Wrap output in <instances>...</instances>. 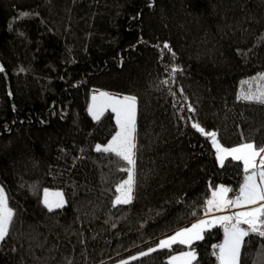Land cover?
I'll list each match as a JSON object with an SVG mask.
<instances>
[{
    "label": "trees",
    "instance_id": "obj_1",
    "mask_svg": "<svg viewBox=\"0 0 264 264\" xmlns=\"http://www.w3.org/2000/svg\"><path fill=\"white\" fill-rule=\"evenodd\" d=\"M0 68V185L14 212L0 264H169L189 246L140 253L245 176L192 123L226 147L264 144V104L237 98L264 71V0H0ZM91 87L136 97L129 204L114 206L130 165L96 151L117 126L110 109L88 113ZM46 187L62 207H45ZM223 235L207 229L193 263L218 264ZM239 264H264V238H245Z\"/></svg>",
    "mask_w": 264,
    "mask_h": 264
},
{
    "label": "snow or ice",
    "instance_id": "obj_2",
    "mask_svg": "<svg viewBox=\"0 0 264 264\" xmlns=\"http://www.w3.org/2000/svg\"><path fill=\"white\" fill-rule=\"evenodd\" d=\"M163 47L170 51L167 44ZM0 71H3V69L0 68ZM175 71L177 69L174 68L173 72ZM254 80L260 81L255 91L249 89L237 98L264 104V74L259 75ZM92 101L93 103L89 106V114L94 120H99L108 108L115 114L118 130L106 146L97 145L96 151L114 154L119 159L126 161L128 165L133 166L126 169L127 179L116 186V191L120 195H117L114 200V206L129 204L132 200L135 182L136 97L124 96L118 98L101 92L99 96L93 95ZM189 111H194V109L189 107ZM191 127L195 131L210 137L212 146L216 150V159L221 166L224 165L228 157H231L233 161L243 163V171L246 173L234 199L228 197V193L232 191L231 189L219 186L212 191L211 199L206 200L205 212L212 213L213 211H224L232 208L246 210L236 211L230 215L212 216L211 219H201L190 227L179 230L174 235L160 240L156 248H149L147 252H141L140 256H147L158 249H168L173 244L179 243L189 246L190 250L183 251L178 256H172L169 264H193V261L196 260V253L194 249H191V245L195 241L202 240L203 233L218 224L224 232L223 242L214 246L218 248V253H214L218 264H239L245 238L250 235L264 238V147L258 148L254 143L246 142L230 149L224 148L219 144L215 132L205 133V129L195 122L192 123ZM50 197L54 198L50 199ZM43 203L49 211L62 207V194L59 192L49 193L45 190ZM13 217L14 212L8 206L4 190L0 188V241L8 235ZM243 225H247V227H243ZM131 259L136 260L137 257L133 256ZM121 264H128V262L121 261Z\"/></svg>",
    "mask_w": 264,
    "mask_h": 264
},
{
    "label": "rangeland",
    "instance_id": "obj_3",
    "mask_svg": "<svg viewBox=\"0 0 264 264\" xmlns=\"http://www.w3.org/2000/svg\"><path fill=\"white\" fill-rule=\"evenodd\" d=\"M261 74H264V71H261V72H258V73H256V74H254V75H252V76H249V77H247V78H244V79H242V80H240V82H239V85H238V90H237V95L238 96H242L245 92H247L249 89H251L252 91H255V89H256V87L260 84V81L259 80H254V78H256V77H258L259 75H261ZM92 89H93V91H92ZM94 89H96L97 91H99V92H94V91H96V90H94ZM101 92H104V93H107L108 95H110V96H113V97H118V98H122V97H124V96H132V95H128V94H123V93H118V92H113V91H108V90H104V89H100V88H94V87H91L90 88V90H89V96H88V103H87V110H88V113H89V106L93 103V101H92V97H93V95H97V96H99V93H101ZM108 109H110V108H108ZM111 110V109H110ZM114 119H115V114H114ZM115 122H116V120H115ZM118 129H116V131H117ZM116 131H115V133H116ZM115 133L113 134V135H115ZM112 135V136H113ZM112 138V137H111ZM111 138L105 143V144H98V145H100L101 147H104V146H106L107 144H108V142L111 140ZM211 140V139H210ZM219 142V141H218ZM220 144V143H219ZM222 147H224V148H232V147H236V146H239V145H236V146H231V147H226V146H223L222 144H220ZM262 147H264V144L262 145ZM216 151V150H215ZM218 162V161H217ZM219 163V162H218ZM243 164V163H242ZM130 167H133V166H129V168ZM245 175H246V173H245ZM127 179V178H126ZM126 179H124L123 181H125ZM123 181H121L119 184H121ZM243 181H244V179H243ZM243 181H242V183H243ZM241 183V184H242ZM219 186H223V187H226L227 188V186L226 185H223V184H219L216 188H218ZM0 188H2V186L0 185ZM216 188H214V190L216 189ZM3 189V188H2ZM45 190H47L49 193H57V192H59V193H61L62 194V197H63V204L66 202V198H65V195H64V192L62 191V190H60V189H57V188H48V187H46V188H43L42 189V195H41V199H42V201H44V193H45ZM239 192V191H238ZM238 194V193H237ZM236 194V195H237ZM117 195H120V193H118ZM236 195L235 196H230L229 194H228V197L229 198H235L236 197ZM54 197H50V199H53ZM209 199H211V196H210V198ZM241 210H246V209H236V208H232V209H225L224 211H213V212H217V213H212L211 215L212 216H217V215H230V214H232V213H234V212H236V211H241ZM211 216V217H212ZM211 217H209V218H205V219H211ZM198 221H200V220H196L195 222L193 221L191 224H189V225H187V226H183V227H180V228H178V229H175L174 231H172V232H170L169 234H166V235H163V236H161L160 238H158V240L150 247V248H156L157 246H158V244H159V241L160 240H162V239H166V238H168V237H170V236H172V235H174L177 231H179V230H182V229H184V228H188V227H190L192 224H194V223H197ZM243 227H247V225H243ZM224 233V232H223ZM223 240H224V235H223V239H222V242H223ZM221 242V243H222ZM220 243V244H221ZM181 253V252H180ZM180 253H178V254H175V255H172V256H178ZM171 256V257H172ZM170 257V258H171ZM170 258H169V260H170ZM193 264H195V263H193Z\"/></svg>",
    "mask_w": 264,
    "mask_h": 264
},
{
    "label": "crops",
    "instance_id": "obj_4",
    "mask_svg": "<svg viewBox=\"0 0 264 264\" xmlns=\"http://www.w3.org/2000/svg\"><path fill=\"white\" fill-rule=\"evenodd\" d=\"M94 90H96V89H94ZM92 91H93V89H92ZM94 92H99V91H94ZM212 213H217V212H212ZM212 213H208V214H205L204 216H202V217H200V218H198V219H196V220H201V219H205V218H209V217H211L212 215ZM196 220H194V222L196 221ZM186 251H188V250H186ZM178 254V253H177Z\"/></svg>",
    "mask_w": 264,
    "mask_h": 264
}]
</instances>
